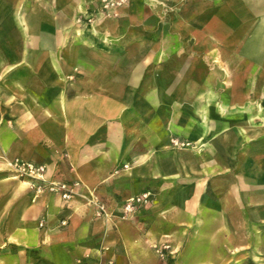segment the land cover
<instances>
[{
  "label": "crops",
  "instance_id": "obj_1",
  "mask_svg": "<svg viewBox=\"0 0 264 264\" xmlns=\"http://www.w3.org/2000/svg\"><path fill=\"white\" fill-rule=\"evenodd\" d=\"M164 246L264 264V0H0V264H160Z\"/></svg>",
  "mask_w": 264,
  "mask_h": 264
},
{
  "label": "built area",
  "instance_id": "obj_2",
  "mask_svg": "<svg viewBox=\"0 0 264 264\" xmlns=\"http://www.w3.org/2000/svg\"><path fill=\"white\" fill-rule=\"evenodd\" d=\"M11 166L16 171L19 177H31L39 180L45 181L46 168L44 166H35L30 162H25L19 159H16L11 162ZM77 184H69L65 182H49L48 189L51 193L59 194L63 200L69 201L75 191V186ZM150 194H142L140 196L133 197L127 201L126 211L134 212L138 206L149 202ZM161 257L160 264H169V258L174 253L171 251L170 247L164 246L158 250Z\"/></svg>",
  "mask_w": 264,
  "mask_h": 264
},
{
  "label": "rangeland",
  "instance_id": "obj_3",
  "mask_svg": "<svg viewBox=\"0 0 264 264\" xmlns=\"http://www.w3.org/2000/svg\"><path fill=\"white\" fill-rule=\"evenodd\" d=\"M32 164H34V163H32ZM35 166H43V165H38V164H34ZM9 169H10V171L13 173V174H15L18 178H20L21 180H23V181H25V182H27V183H29V185L33 188V189H35L36 191H38V192H41V193H43V192H50V190L48 189V187H49V182L50 181H47V180H45V181H43V180H39V179H36V178H31V177H19L18 175H17V173H16V171L13 169V167L11 166V163H9ZM45 171H47V170H45ZM51 193V192H50Z\"/></svg>",
  "mask_w": 264,
  "mask_h": 264
}]
</instances>
